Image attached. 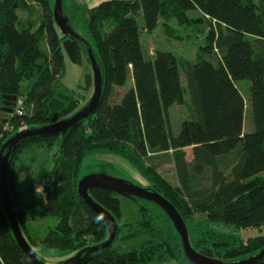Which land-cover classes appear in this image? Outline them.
Here are the masks:
<instances>
[{"label":"trees","instance_id":"16d2710c","mask_svg":"<svg viewBox=\"0 0 264 264\" xmlns=\"http://www.w3.org/2000/svg\"><path fill=\"white\" fill-rule=\"evenodd\" d=\"M31 5L37 11L33 26L19 17ZM191 13L199 17L192 18ZM85 22L86 40L103 81L99 106L64 134L23 140L9 159L8 190L21 231L36 256L41 247L74 256L106 240V225L95 222L96 215L77 193L88 153H112L140 170L150 184L146 188L170 201L185 224L193 214H201L209 222L242 229L263 225L264 0H113L91 9ZM159 22L171 37L173 24L207 23L209 32L194 60L172 52L144 53L140 35L152 33ZM64 52L75 64L80 65L83 56L89 63L83 43L59 33L49 0H0V148L23 128L54 124L78 111L82 101L55 92ZM128 73L132 87L119 102L111 103L112 89L123 88ZM239 81L248 83L250 133L243 131L245 101ZM92 86L88 74L84 89ZM186 93L192 117L173 135L168 111L182 105ZM39 144L56 147L54 164L35 174L42 197L24 201L14 165L25 149ZM169 153L175 188L155 174L157 160ZM153 160L157 163L146 168ZM30 188L28 183L25 189ZM89 195L115 218L119 231L110 248L76 264H185L179 237L166 215L171 231L164 235L148 210L139 206L141 220L120 237L125 225L120 222L118 196L101 188ZM50 217L58 223L38 246L26 236V223ZM141 236L148 241L138 247L127 252L113 249L118 240ZM190 243L206 257L232 262L262 250L264 235L242 241L233 234L208 231ZM0 264H32L16 244L1 202Z\"/></svg>","mask_w":264,"mask_h":264},{"label":"rangeland","instance_id":"374dc122","mask_svg":"<svg viewBox=\"0 0 264 264\" xmlns=\"http://www.w3.org/2000/svg\"><path fill=\"white\" fill-rule=\"evenodd\" d=\"M51 10L54 9V0H49ZM69 4V7L74 9L76 15L73 19L74 24H71L76 33L83 39H87L86 22L83 11H76V5L71 0H62V8L64 5ZM28 11H21L19 14L20 19L23 22L31 23L33 26L37 21V11L34 5L30 6ZM63 13L66 15L65 8ZM67 16V15H66ZM192 18L199 17V13H191L189 15ZM68 17V16H67ZM70 23H72L70 21ZM137 23L139 27L143 26L142 16L137 17ZM174 36H168L162 23L159 22L157 28L152 33L142 32L140 35L142 49L144 53H153L154 51L172 52L174 54L183 56L189 60H194L195 55L199 47L204 45V38L209 32V26L207 23L194 24L190 26L180 27L173 24ZM64 61L62 72L55 83V92L62 93L67 96L74 97L82 103L78 110L87 104L93 93V86L89 91L84 89L85 77L88 74L92 75V69L90 64L86 61L85 57H82V63L80 65L75 64L64 52ZM181 82L185 85V78L182 75ZM133 81L131 73H128V79L123 88H113L110 97L111 103H117L120 101L122 95L132 87ZM237 87L242 94L245 101V116H244V133H250L253 131V124L250 119V107H249V90L248 83L246 81L237 82ZM192 117V109L190 106V97L186 93L184 95V103L182 105H174L168 111L169 128L173 135H177L180 130L181 124ZM239 148V146H238ZM56 147L48 148L45 145H36L25 149L18 160L15 162L13 175L19 180L23 189L20 190V198L24 201L33 198L42 197L41 185L37 183L35 174L41 167L50 169L55 160ZM188 159L191 158L190 150L186 151ZM153 155H151L152 157ZM160 158L156 169V176L160 181H164L167 186L175 188L177 186V179L175 177V171L173 163L170 160V153ZM156 160L149 162L146 165H154ZM89 174H102L117 179H122L139 187H150V184L144 178L143 173L134 168L130 163L119 158L112 153H88L84 158L81 169L80 178ZM264 176V172L262 173ZM30 183L31 188L25 189ZM37 189V190H36ZM120 203V222L125 227L120 232V237L128 233V230L135 229V224L141 220L142 216L139 211V206L145 207L153 219L155 228L162 234L166 235L171 231L170 223L165 219L164 212L155 204L147 202L145 200L133 201L131 199L118 196ZM181 205L186 206L184 198H180ZM58 223L57 218H36L26 223V236L31 241L42 246V241L50 230L55 229ZM186 227L189 234V239L193 242L198 238H201L203 232L211 231L216 234H233L238 239L246 241L249 238L259 237L264 235V224L255 227L242 229L234 225H227L223 223H212L206 220L201 214H193L190 219L186 221ZM173 232V231H172ZM175 234V232H173ZM148 241L147 236H141L130 240H118L113 249L119 252H127L134 247H138L142 243ZM38 257L45 264H58L73 256L72 252L60 253L56 250H48L43 247L39 249ZM71 255V256H70ZM185 264H191L185 257L183 258Z\"/></svg>","mask_w":264,"mask_h":264},{"label":"water","instance_id":"95a60500","mask_svg":"<svg viewBox=\"0 0 264 264\" xmlns=\"http://www.w3.org/2000/svg\"><path fill=\"white\" fill-rule=\"evenodd\" d=\"M52 16L53 21L62 36L75 38L83 43L87 59L92 69L93 93L87 104L68 118L46 126L23 128L8 138L0 148V202L17 246L32 264L45 263H43L32 251L19 226L7 185L9 159L12 156L13 150L23 140L34 137H52L64 134L77 123L87 119L94 113L100 104L103 85L101 71L97 59L93 54L92 47L86 39L81 38L76 33L70 23V20L63 13L62 0H54ZM6 99H11L13 102L16 100V98ZM95 188L108 190L117 196H122L133 201L145 200L158 206L171 222L176 234L179 237L183 255L191 264H260L264 260V248L255 255L232 262H224L218 259L206 257L192 247L188 230L182 217L173 204L161 196L158 192L153 189L139 187L131 182L107 175L89 174L79 179L77 193L96 216H102L101 221L106 225L108 232L107 238L104 242L88 247L58 264H76L86 259L92 253L108 249L112 246L118 234L119 229L115 218L89 195L90 190Z\"/></svg>","mask_w":264,"mask_h":264},{"label":"crops","instance_id":"0c3cea01","mask_svg":"<svg viewBox=\"0 0 264 264\" xmlns=\"http://www.w3.org/2000/svg\"><path fill=\"white\" fill-rule=\"evenodd\" d=\"M71 1H73V3L76 5V8H75L76 11H79V10L83 11L82 14H84L83 16L86 21L87 14L91 9H93L94 7H96L102 2L113 1V0H71ZM116 1H121V0H116ZM124 1H127V0H124ZM63 8H65L66 15L68 16V19L72 22L71 24H74L73 19H75L74 16L76 15V12L74 11V9L69 7V4L64 5Z\"/></svg>","mask_w":264,"mask_h":264},{"label":"clouds","instance_id":"9594fccd","mask_svg":"<svg viewBox=\"0 0 264 264\" xmlns=\"http://www.w3.org/2000/svg\"><path fill=\"white\" fill-rule=\"evenodd\" d=\"M39 189L41 190V194H43V189H42V188H39ZM36 190H37V189H36ZM101 220H102V216L97 215V216L95 217V222L99 223ZM32 251L35 252L36 249H33Z\"/></svg>","mask_w":264,"mask_h":264}]
</instances>
